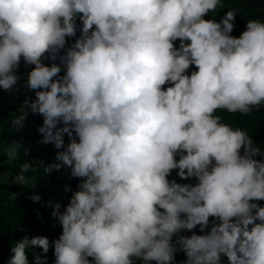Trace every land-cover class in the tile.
<instances>
[{"label": "clouds", "instance_id": "1", "mask_svg": "<svg viewBox=\"0 0 264 264\" xmlns=\"http://www.w3.org/2000/svg\"><path fill=\"white\" fill-rule=\"evenodd\" d=\"M219 3L0 0V89L19 91L21 61L33 66L24 87L35 99L13 129L26 109L42 116V142L81 180L54 206L59 237H24L9 264H29L34 247L53 249L54 264H176L178 252L184 264H264V151L215 115L264 107V22L233 36L234 11L205 19Z\"/></svg>", "mask_w": 264, "mask_h": 264}, {"label": "trees", "instance_id": "2", "mask_svg": "<svg viewBox=\"0 0 264 264\" xmlns=\"http://www.w3.org/2000/svg\"><path fill=\"white\" fill-rule=\"evenodd\" d=\"M229 10L237 14L233 36L239 37L246 30V23L250 19L259 18L264 22V0H220L216 10L210 12L205 19L219 21ZM79 34L77 31V37ZM67 39L68 44L71 45L76 38ZM175 44L178 47L179 41ZM55 62L59 63V60ZM44 63L50 65L53 61L46 58ZM31 67L33 66H26L23 60L21 61L18 70V75L21 76L19 91L14 89L8 92L0 89V174L7 176V182L0 184V264H9L14 255L11 249L24 237L31 239L35 236H45L50 243L59 237L62 229L52 215L54 206L59 203L63 208L68 203L72 191L77 190V185L81 182L80 178L72 177L70 169L57 160V152L62 149H57L53 143L42 142V134L38 131L43 123L42 116L34 115L30 109H26L28 117L23 127L18 131L13 129L15 126L11 124V115L17 113L18 107L26 98L35 99V93L24 87V81ZM193 70H195L194 66L189 72ZM63 74L62 66L61 75ZM215 115L220 116L221 122L233 129L240 128L246 131L253 138L254 146L264 151V107L258 111L254 109L249 115L228 113L226 110H218ZM63 139L67 144L66 134L63 135ZM14 141L19 142L22 147L18 149L17 158L9 162L7 149ZM41 161L43 163H40ZM24 163H30L32 167L27 172L21 173V166ZM54 163L61 164L60 169L46 175L45 166ZM21 174L25 176L27 183L16 182V177ZM178 182L194 184L196 180L193 178ZM33 196H39L40 200L33 201L31 199ZM258 203L264 206V201ZM192 231L196 234H204L199 231V226ZM183 234L190 236L192 232ZM36 255L41 256L40 264H54L53 249L50 248L46 254L39 247L26 249L29 264H33ZM185 261L184 253L178 252L176 264H184ZM222 261L223 264H228L227 257L222 256Z\"/></svg>", "mask_w": 264, "mask_h": 264}, {"label": "built area", "instance_id": "3", "mask_svg": "<svg viewBox=\"0 0 264 264\" xmlns=\"http://www.w3.org/2000/svg\"><path fill=\"white\" fill-rule=\"evenodd\" d=\"M70 46H71V45L68 44V45H66V48H67V47H70ZM45 60H46V59H45ZM45 60H44V61H45ZM44 61H43V62H44Z\"/></svg>", "mask_w": 264, "mask_h": 264}, {"label": "rangeland", "instance_id": "4", "mask_svg": "<svg viewBox=\"0 0 264 264\" xmlns=\"http://www.w3.org/2000/svg\"><path fill=\"white\" fill-rule=\"evenodd\" d=\"M6 177V179H7V176H5Z\"/></svg>", "mask_w": 264, "mask_h": 264}]
</instances>
